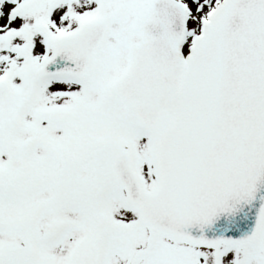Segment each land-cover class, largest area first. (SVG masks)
I'll list each match as a JSON object with an SVG mask.
<instances>
[{
    "label": "snow or ice",
    "instance_id": "obj_1",
    "mask_svg": "<svg viewBox=\"0 0 264 264\" xmlns=\"http://www.w3.org/2000/svg\"><path fill=\"white\" fill-rule=\"evenodd\" d=\"M0 264H264V0H0Z\"/></svg>",
    "mask_w": 264,
    "mask_h": 264
}]
</instances>
